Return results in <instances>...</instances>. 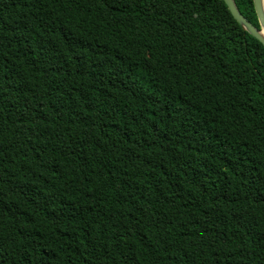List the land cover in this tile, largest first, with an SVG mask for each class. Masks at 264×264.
<instances>
[{
	"label": "trees",
	"instance_id": "16d2710c",
	"mask_svg": "<svg viewBox=\"0 0 264 264\" xmlns=\"http://www.w3.org/2000/svg\"><path fill=\"white\" fill-rule=\"evenodd\" d=\"M0 264H264V45L224 0H0Z\"/></svg>",
	"mask_w": 264,
	"mask_h": 264
},
{
	"label": "water",
	"instance_id": "95a60500",
	"mask_svg": "<svg viewBox=\"0 0 264 264\" xmlns=\"http://www.w3.org/2000/svg\"><path fill=\"white\" fill-rule=\"evenodd\" d=\"M229 7L234 18L254 37L264 45V7L263 0H253L256 14L258 16L259 25L256 26L249 20L239 9L235 0H224Z\"/></svg>",
	"mask_w": 264,
	"mask_h": 264
},
{
	"label": "bare ground",
	"instance_id": "6f19581e",
	"mask_svg": "<svg viewBox=\"0 0 264 264\" xmlns=\"http://www.w3.org/2000/svg\"><path fill=\"white\" fill-rule=\"evenodd\" d=\"M263 7H264V0H263Z\"/></svg>",
	"mask_w": 264,
	"mask_h": 264
}]
</instances>
